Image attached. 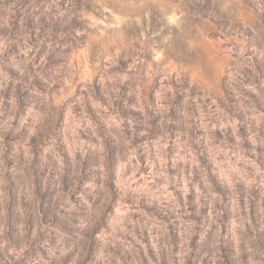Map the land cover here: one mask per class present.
Listing matches in <instances>:
<instances>
[{
	"label": "rangeland",
	"instance_id": "rangeland-1",
	"mask_svg": "<svg viewBox=\"0 0 264 264\" xmlns=\"http://www.w3.org/2000/svg\"><path fill=\"white\" fill-rule=\"evenodd\" d=\"M0 264H264V0H0Z\"/></svg>",
	"mask_w": 264,
	"mask_h": 264
}]
</instances>
